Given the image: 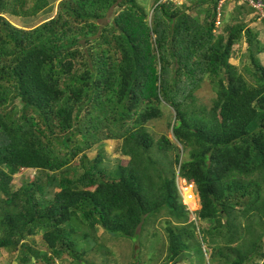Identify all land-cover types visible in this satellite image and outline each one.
Instances as JSON below:
<instances>
[{
    "label": "trees",
    "instance_id": "obj_1",
    "mask_svg": "<svg viewBox=\"0 0 264 264\" xmlns=\"http://www.w3.org/2000/svg\"><path fill=\"white\" fill-rule=\"evenodd\" d=\"M186 2L153 0L149 19L137 0H62L23 28L5 15L48 2L0 0V251L20 252L19 264H95L99 228L135 241L165 212V264L209 251L210 264H264V19L260 32L239 21L254 10L243 5L220 28L219 0L200 1L196 16ZM243 40L241 72L230 60ZM205 77L210 108L196 95ZM164 104L174 141L148 129ZM108 140L128 158L113 170ZM23 169L42 176L14 190ZM178 179L198 192L196 222Z\"/></svg>",
    "mask_w": 264,
    "mask_h": 264
},
{
    "label": "rangeland",
    "instance_id": "obj_2",
    "mask_svg": "<svg viewBox=\"0 0 264 264\" xmlns=\"http://www.w3.org/2000/svg\"><path fill=\"white\" fill-rule=\"evenodd\" d=\"M29 1V0H28ZM36 1V0H32ZM48 5L45 9L41 10L37 14V9L35 10L33 6L28 8L24 12H19L20 15H13L8 12L5 16L10 20L15 26L23 27V28H34L39 26L46 20L53 18L58 11V5L62 0H46ZM192 1V0H187ZM202 0H194V6L192 11L190 12L192 15H197V10L195 9V5H197ZM139 4L143 7L147 8L150 13L149 19L152 18V2L153 0H137ZM167 3V2H164ZM181 3V2H179ZM187 4V2H185ZM179 7H183L182 5L177 4ZM244 4H240L239 2L230 1L227 3V11L225 20H222V25L219 27L222 28L226 25L232 24L233 17L238 14L237 8L242 7ZM186 6H189L187 4ZM246 6V5H244ZM248 7V6H247ZM253 12L251 14L245 13L241 16L237 15L239 21L247 22L250 24L252 28H255L256 31L260 32L261 30V20L264 19V15L261 13L260 9L253 8ZM117 15V13H116ZM256 17L258 19H256ZM252 20V21H251ZM251 21V22H250ZM255 21V22H254ZM259 39L261 43L264 45V33H260ZM234 58L230 60L232 65H235L239 68L241 72L244 71L245 67H251L250 59L248 57V51L245 40L240 45L235 47ZM258 58L261 60L264 65V53L258 55ZM248 79L249 77L245 75ZM197 97L199 98L200 104L205 105L206 107H211L212 100L216 97V94L213 92L211 83L207 79L204 78V81L201 83V87L196 92ZM164 117L159 120L153 121L148 125L149 132L152 133L155 139H159L162 135L168 136L169 139L174 141L172 130L170 128L169 123L173 120L174 111L167 105L162 106ZM118 142L108 140L103 144L102 154V164L108 167L110 170L116 169L118 164L127 163L128 158L124 157L118 151ZM100 152L99 146L94 147L88 153V158L96 159L98 153ZM184 158H187V153H185ZM80 162V156L71 162L70 167L78 166ZM42 176L39 172L35 170H27L23 169L18 174L14 176L13 188L14 190L19 189L23 184L32 183L35 178ZM184 183L179 180L178 186L182 189ZM188 192L192 191V187L189 183L184 186ZM195 188V186H194ZM196 201L198 200V194H195ZM199 203V202H197ZM192 207V218L196 220V212L201 208V205H194L191 203ZM169 220L167 214L163 212L159 218L150 222L145 226L142 234H140V238L135 241L119 239L111 237L109 234L104 232L102 229L97 230V236L99 237L98 246L100 254L92 253L88 258L90 260L95 261V264H137L136 259H139L140 264H165L167 261L168 255V247H169V236L166 231L167 224L166 221ZM205 225V224H204ZM264 232V230L262 231ZM264 239V238H263ZM264 241V240H263ZM31 243H35L38 247L42 243L41 236H37L30 240ZM205 248V247H204ZM45 250V249H43ZM46 251V250H45ZM109 253L106 256H102L101 253ZM196 252V251H195ZM20 252H10L7 250L0 251V264H19L20 263ZM195 259H187V262H182L180 264H210L209 257L210 251L205 255V261H200V256ZM199 260V261H198ZM34 264V263H32ZM59 264H66L64 262H59Z\"/></svg>",
    "mask_w": 264,
    "mask_h": 264
},
{
    "label": "built area",
    "instance_id": "obj_3",
    "mask_svg": "<svg viewBox=\"0 0 264 264\" xmlns=\"http://www.w3.org/2000/svg\"><path fill=\"white\" fill-rule=\"evenodd\" d=\"M187 0H162V2H171L172 4L174 5H182L185 4ZM230 1H234V2H239L240 4H244V5H248L252 8H256V9H260L261 10V13L264 15V0H219V5H218V9H217V12H218V17H217V27H219L220 25H222V20H221V11H222V8L227 5V3H229ZM181 2V3H179ZM178 6V5H177ZM184 185L182 187V189L179 188V191H180V194L182 196V199L184 201V203L189 207V209L193 212L192 210V207L190 206V204L192 203L193 205H196L197 206L199 205L198 200L195 204V201H196V197H195V194H196V189L194 188L193 185L189 184L191 187H192V191L191 192H188V190H186V186L188 184L187 181H184L182 180ZM179 182V180H178ZM179 187V186H178ZM195 209V206L193 207Z\"/></svg>",
    "mask_w": 264,
    "mask_h": 264
},
{
    "label": "clouds",
    "instance_id": "obj_4",
    "mask_svg": "<svg viewBox=\"0 0 264 264\" xmlns=\"http://www.w3.org/2000/svg\"><path fill=\"white\" fill-rule=\"evenodd\" d=\"M163 3V2H162ZM178 180H182V179H178ZM184 181H186V180H184ZM192 185V184H191ZM194 186V185H193ZM196 189V188H195ZM196 193L198 194V192H197V190H196ZM182 197V196H181ZM182 201H183V199H182ZM198 202H199V205H201V201H200V198H199V195H198ZM183 203H184V201H183ZM184 205H186L185 203H184ZM187 206V205H186ZM189 208V207H188ZM201 209V208H200ZM200 209H198V211H200ZM190 210V209H189ZM197 211V212H198ZM190 212L192 213V211L190 210ZM193 221H195V220H193ZM196 222V221H195Z\"/></svg>",
    "mask_w": 264,
    "mask_h": 264
},
{
    "label": "bare ground",
    "instance_id": "obj_5",
    "mask_svg": "<svg viewBox=\"0 0 264 264\" xmlns=\"http://www.w3.org/2000/svg\"><path fill=\"white\" fill-rule=\"evenodd\" d=\"M181 178V177H180ZM182 181V180H181ZM178 182V181H177ZM193 207H194V205H193Z\"/></svg>",
    "mask_w": 264,
    "mask_h": 264
}]
</instances>
